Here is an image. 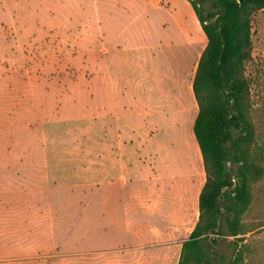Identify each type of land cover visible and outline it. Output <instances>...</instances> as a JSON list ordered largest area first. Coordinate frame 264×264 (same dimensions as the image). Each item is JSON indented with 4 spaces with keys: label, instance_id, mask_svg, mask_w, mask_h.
Returning a JSON list of instances; mask_svg holds the SVG:
<instances>
[{
    "label": "rangeland",
    "instance_id": "1",
    "mask_svg": "<svg viewBox=\"0 0 264 264\" xmlns=\"http://www.w3.org/2000/svg\"><path fill=\"white\" fill-rule=\"evenodd\" d=\"M72 3L0 0V262L27 249L50 263L72 261L78 249L107 246L125 248L113 259L129 264H177L178 242L138 239L137 224L112 199L120 191L111 192L118 176L106 169L118 135L106 109L107 31L94 25L87 1L78 12ZM252 42L250 114L264 142V9L252 16ZM154 134L161 151L174 150L167 129ZM250 192L243 241L224 234L209 248L220 264L242 245L240 264H264V176Z\"/></svg>",
    "mask_w": 264,
    "mask_h": 264
},
{
    "label": "crops",
    "instance_id": "2",
    "mask_svg": "<svg viewBox=\"0 0 264 264\" xmlns=\"http://www.w3.org/2000/svg\"><path fill=\"white\" fill-rule=\"evenodd\" d=\"M72 1L76 12L87 1L94 25L107 31L105 61L111 75L106 73V109L118 135L105 152L106 169L118 176L110 180L111 192L112 187L120 191L112 199L120 201L125 220L137 224L138 239L176 241L181 252L199 220L207 180L194 133L199 105L193 90L207 36L189 0ZM157 128L171 133L163 136L174 147L168 154L160 150ZM123 250L78 249L72 261L63 257L50 263L33 257L39 249H27L18 252L24 258L0 264H129L113 259L114 252Z\"/></svg>",
    "mask_w": 264,
    "mask_h": 264
},
{
    "label": "trees",
    "instance_id": "3",
    "mask_svg": "<svg viewBox=\"0 0 264 264\" xmlns=\"http://www.w3.org/2000/svg\"><path fill=\"white\" fill-rule=\"evenodd\" d=\"M189 1L207 36L193 79L199 105L194 133L207 180L200 194L199 220L183 241L177 264H220L219 254L209 248L216 246L215 237L224 234L234 236L236 245L243 241L240 235L247 229L242 215L251 184L264 176V142L252 122L251 81L246 73L252 60V16L264 9V0ZM242 246L227 264L243 261Z\"/></svg>",
    "mask_w": 264,
    "mask_h": 264
}]
</instances>
